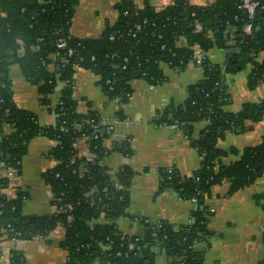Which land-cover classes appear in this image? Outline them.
<instances>
[{"label":"trees","instance_id":"16d2710c","mask_svg":"<svg viewBox=\"0 0 264 264\" xmlns=\"http://www.w3.org/2000/svg\"><path fill=\"white\" fill-rule=\"evenodd\" d=\"M254 1L260 5L250 18L241 8L242 0H219L208 6L173 0L163 10L148 4L140 8L132 0H121L116 5V23L100 39L83 40L71 35L76 0H0V162L16 168L20 174L32 139L45 136L55 141L49 156L58 164L43 177L52 189L57 209L67 203L73 206L70 211L50 216H26L24 195L20 192L16 198H9L5 191L10 181L0 177V245L15 237L31 241L63 227L65 239L60 246L69 253L66 264H157L154 247L172 258V264H202L204 252L198 244L211 236L205 199L210 197L212 187L227 182L228 195H234L264 176V136L259 145L242 150L227 151L218 146L229 132L246 131L252 128L248 122L258 123L264 117V98L259 103L246 104L239 113L225 110L230 100L225 90L227 73H236L238 66L251 64L250 88L264 84V61L256 60L257 54L264 52V0ZM248 23L253 25L250 37L243 34ZM198 26L201 32H196ZM240 36L244 38L239 39ZM231 38L241 54L228 55L223 66L213 65L207 59L202 61L198 66L203 70V79L189 87L187 100L157 119L187 133L202 156L201 166L192 177L166 169L160 180L161 190L171 189L198 206L191 215L193 223L175 229L166 222L144 221V238L129 239L118 230L116 221L127 215L135 173L124 166L111 175L100 162L113 151L131 157V142L126 139L107 152L104 141L108 128L100 124V116L93 111L78 112L73 98L72 65L78 63L81 69L100 76L103 91L125 104L133 94L132 81L143 79L150 85H160L166 81L162 65L182 71L195 60V46L204 54L213 48L227 50ZM60 39L66 41L65 50L57 47ZM182 39L186 40V47H180ZM69 49L74 50L69 65L62 67L59 59H52L53 55L67 56ZM43 62L54 64V72ZM12 64L20 65L25 78L39 87L42 105L56 117L54 125L41 127L35 114L17 105L9 79ZM65 81L66 86L60 90L59 83ZM56 93L63 105L53 107L52 96ZM91 119L95 123L87 124ZM200 121H207L208 125L198 139H193V125ZM6 128H10L9 134ZM95 132L98 138L89 142L95 160L80 157L75 143L82 134L93 136ZM230 155L239 159L224 165L223 159ZM101 218L106 222L97 223ZM4 232L6 237L2 240ZM130 241L140 249L131 251ZM262 241L264 244V235ZM9 263L26 264V259L22 252L13 250ZM258 264H264V259Z\"/></svg>","mask_w":264,"mask_h":264},{"label":"crops","instance_id":"0c3cea01","mask_svg":"<svg viewBox=\"0 0 264 264\" xmlns=\"http://www.w3.org/2000/svg\"><path fill=\"white\" fill-rule=\"evenodd\" d=\"M121 0H76L77 6L73 16L71 35L88 40L100 39L106 29L116 23L118 12L116 5ZM138 7L148 4L157 10H163L173 0H132ZM197 6L212 5L219 0H188ZM229 40L228 37H226ZM21 44V41H18ZM186 47V40L179 43ZM227 50L213 48L206 53L207 60L223 66L232 49L237 53L238 47L234 38L229 41ZM23 53V51H21ZM237 56V54H233ZM232 55V56H233ZM240 55V54H238ZM54 60L58 61L56 57ZM258 62L264 61V52L257 54ZM166 81L151 88L143 79L130 83L133 94L129 101L122 104L120 100L110 97L99 85L101 77L85 69H78L74 74L75 89L73 98L78 104V112L87 114L96 112L102 119L113 126L107 132L104 146L113 150L114 146L126 139L130 140L133 155L125 156L117 151L100 162L109 173L129 166L135 173L129 190L130 207L127 215L116 221L118 230L128 238L143 239L146 232L144 221L152 224L166 222L175 229L190 223L196 204L182 199L171 189L161 190V173L166 169H176L183 177H192L202 163V156L192 146L191 138L180 128L163 124L158 116L171 112L172 108L182 105L188 98L190 86L203 79V70L190 61L182 71L161 66ZM246 76L233 73L225 75V90L230 95L225 110L239 113L246 104L259 103L264 98V84L251 89L249 77L252 65L247 64ZM60 71L59 67L57 68ZM240 69V70H241ZM9 79L14 91L17 105L38 117L41 127L48 128L55 124V116L42 105L40 89L29 82L18 64L9 68ZM60 95L53 97V107L57 105ZM157 120V121H156ZM207 121L193 125L192 138L198 139L206 129ZM252 128L243 131L229 132L218 144L223 150L236 148L242 150L259 145L264 136V117L258 123H247ZM6 128V133H10ZM242 131V130H241ZM2 136L0 135V143ZM56 142L37 136L28 145L23 158L21 172L9 182L6 195L14 199L22 193L23 214L26 216H50L57 212L53 204L54 194L50 185L44 180V173L56 167L58 162L49 156ZM78 152L84 157L90 156L85 145L79 146ZM239 157L230 155L223 159L224 165L237 161ZM6 168L0 163V177H5ZM229 183L224 182L212 187L210 197L205 199L208 209L206 215L211 236L207 242L199 243L198 248L204 252L202 264H258L264 259V176L253 185L234 195H228ZM101 218L97 223H105ZM65 239V229L58 227L50 234L37 237L31 241L18 244L3 242L0 245V264H10L9 256L13 250L23 253L26 264H66L69 253L60 244ZM154 260L157 264H172L164 251L153 248ZM5 255V258L1 257ZM95 264H103L97 262Z\"/></svg>","mask_w":264,"mask_h":264},{"label":"built area","instance_id":"2783aa9c","mask_svg":"<svg viewBox=\"0 0 264 264\" xmlns=\"http://www.w3.org/2000/svg\"><path fill=\"white\" fill-rule=\"evenodd\" d=\"M259 5H260L259 2L254 1V0H242L241 8L249 15L250 18H253V16L255 15V12H256L257 8L259 7ZM135 28H137L139 30L140 29V26L139 25H136ZM196 32H201V27L198 26ZM252 33H253V25L251 23L246 24L243 27V34L245 36H247V37H250L252 35ZM112 39L113 38H111V40ZM182 40H185V39H182ZM57 47L60 50H65L67 48L66 41L64 39H60L58 41ZM194 51H195V60H194V62L197 65H200L202 63V61H204L205 59H207L206 58V54H204L197 46L194 47ZM73 54H74V50L73 49H69L68 52H67V56H64L62 58H59L58 55H53L52 56V59L54 60V57H56L62 63V65H63L62 67H64L66 65H69V63H70V59L69 58ZM54 61H56V60H54ZM125 61H127V60H125ZM48 65H47L46 62H43V66L47 67ZM72 66H73L74 72H76L78 69H80L78 63H75ZM49 68H50L51 72H54V64L49 65ZM177 71H179V70H177ZM66 84H67L66 81L65 82H60L59 83V89L61 90L62 88H64L66 86ZM108 84H110V81H108ZM154 87L155 86L151 85V88H154ZM57 105H63V102L59 99L58 102H57ZM94 123H95V120L94 119H91V120H89L87 122V124H94ZM100 124L102 126H106L108 128V131L112 132L113 126H111L107 120H104V119L101 118ZM77 127L78 128H81L82 126L81 125H77ZM98 136L99 135L97 134V132H95V134L93 136H89L87 134H82L81 135V138H79V140H77V142L74 145V148H75V150L77 151V153H78V155L80 157H83V156L80 154V152H78L79 146L85 145L87 147V149L90 151L91 148H90V143L89 142L91 141L92 138L96 139V138H98ZM108 151H110V149H107V152ZM88 158L91 159V160H95L96 157L90 151V156ZM0 163H2L5 166V164L3 162H0ZM5 168H6L5 178H7L10 182L13 181V180H15L18 177L19 174H18V170L16 168H14V167H6V166H5ZM114 173L115 172H112L110 174L113 175ZM23 199H26V198L23 197ZM72 208H73L72 204L71 203H67L64 207L57 209V212L58 213H64L65 211L67 212V211L72 210ZM192 223H193V220L191 219L189 224H192ZM17 235L19 236V234H17ZM5 237H6V232H4V235L2 237V240ZM41 238H43V237H41ZM24 241L25 240H23V239H20L18 237H15V238H12L9 241H5V242H7V243L12 242V243L18 244V246H19ZM104 249H106V247H104ZM129 249L131 251L139 250L140 249V246H138L136 243L130 241V243H129ZM1 258L4 259L5 258V255L2 256ZM7 258L9 259V256H7Z\"/></svg>","mask_w":264,"mask_h":264},{"label":"water","instance_id":"95a60500","mask_svg":"<svg viewBox=\"0 0 264 264\" xmlns=\"http://www.w3.org/2000/svg\"><path fill=\"white\" fill-rule=\"evenodd\" d=\"M244 38V36H240L239 37V39H243ZM233 54H241V50L240 51H238L237 53L235 52V50L234 49H232L231 51H230V55L232 56ZM59 69H60V67H59ZM54 122L56 123V118H55V120H54ZM106 132V130H103V133H105ZM239 133H241L242 131L241 130H239L238 131ZM10 157H8V159H9ZM198 208V206H196V209ZM145 249H148L147 247H145Z\"/></svg>","mask_w":264,"mask_h":264},{"label":"rangeland","instance_id":"374dc122","mask_svg":"<svg viewBox=\"0 0 264 264\" xmlns=\"http://www.w3.org/2000/svg\"><path fill=\"white\" fill-rule=\"evenodd\" d=\"M240 69L236 73H233V75H236V74H239L240 73V76L242 75V76H246L247 77L248 69L247 68H243L241 70ZM238 135H240V133H238Z\"/></svg>","mask_w":264,"mask_h":264}]
</instances>
